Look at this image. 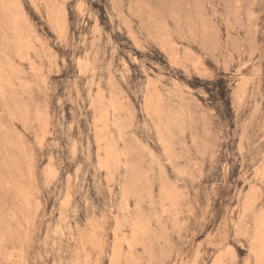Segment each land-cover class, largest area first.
Wrapping results in <instances>:
<instances>
[{"label": "rangeland", "instance_id": "obj_1", "mask_svg": "<svg viewBox=\"0 0 264 264\" xmlns=\"http://www.w3.org/2000/svg\"><path fill=\"white\" fill-rule=\"evenodd\" d=\"M0 264H264V0H0Z\"/></svg>", "mask_w": 264, "mask_h": 264}]
</instances>
